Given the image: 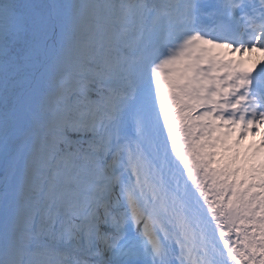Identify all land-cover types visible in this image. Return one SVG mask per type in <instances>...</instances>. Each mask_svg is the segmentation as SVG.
Masks as SVG:
<instances>
[{
  "label": "snow or ice",
  "instance_id": "6c2138e0",
  "mask_svg": "<svg viewBox=\"0 0 264 264\" xmlns=\"http://www.w3.org/2000/svg\"><path fill=\"white\" fill-rule=\"evenodd\" d=\"M0 264H264V0H0Z\"/></svg>",
  "mask_w": 264,
  "mask_h": 264
},
{
  "label": "bare ground",
  "instance_id": "6f19581e",
  "mask_svg": "<svg viewBox=\"0 0 264 264\" xmlns=\"http://www.w3.org/2000/svg\"><path fill=\"white\" fill-rule=\"evenodd\" d=\"M236 54H237V53H236ZM258 56H260V54H253L252 59H254V61H255V59H257ZM254 61H253V62H254ZM253 62L251 61V64L248 65V66H251ZM250 138H251L252 140L255 139L256 141H259L260 136H259V134H257L255 137L252 136V137H250Z\"/></svg>",
  "mask_w": 264,
  "mask_h": 264
},
{
  "label": "rangeland",
  "instance_id": "374dc122",
  "mask_svg": "<svg viewBox=\"0 0 264 264\" xmlns=\"http://www.w3.org/2000/svg\"><path fill=\"white\" fill-rule=\"evenodd\" d=\"M248 135H249V136H247V138H245V139L243 140V142H246L247 144L251 143V141H247V140H249L248 137H249V138L252 137L251 133H249ZM250 139H251V138H250Z\"/></svg>",
  "mask_w": 264,
  "mask_h": 264
}]
</instances>
